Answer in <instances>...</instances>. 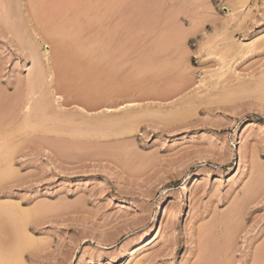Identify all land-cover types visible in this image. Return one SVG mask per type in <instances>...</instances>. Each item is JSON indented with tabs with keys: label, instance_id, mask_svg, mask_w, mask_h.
I'll return each instance as SVG.
<instances>
[{
	"label": "rangeland",
	"instance_id": "374dc122",
	"mask_svg": "<svg viewBox=\"0 0 264 264\" xmlns=\"http://www.w3.org/2000/svg\"><path fill=\"white\" fill-rule=\"evenodd\" d=\"M33 1L0 0V264L264 263V0Z\"/></svg>",
	"mask_w": 264,
	"mask_h": 264
},
{
	"label": "bare ground",
	"instance_id": "6f19581e",
	"mask_svg": "<svg viewBox=\"0 0 264 264\" xmlns=\"http://www.w3.org/2000/svg\"><path fill=\"white\" fill-rule=\"evenodd\" d=\"M34 1H35V0H34ZM34 1H33V2H34ZM33 2H32V4H33ZM37 4H38V2H37ZM39 4H40V3H39ZM34 5H35V4H34ZM37 6H38V5H37ZM37 6H36V7H37ZM26 7H27V6H26ZM36 7L33 6V8H32L33 11H34V13L37 14V16H36L35 14H32V15H34V17H35V16H36V17L39 16V15H38L39 13H36L37 11L39 12V10H38V9H35ZM28 9H29V8H28ZM41 14H42V13H41V11H40V15H41ZM41 16H42V15H41ZM61 17H62V16H61ZM41 18H43V17H40V19H41ZM64 18H65V17H64ZM32 19H33V17H32ZM44 19H45V18H44ZM56 19H57V18H56ZM56 19H55V20H56ZM59 19H60V18H59ZM91 19H92V18H91ZM99 19H100V18H99ZM34 20L37 22L38 18H37V19L35 18ZM47 20H48V19H47ZM47 20H46L45 22H43V19H42V21H41V22H42V25H43V23H45L43 26H45L46 24H48V23H46ZM62 20H63V18H61V20H59V21H62ZM38 21H39V23H40V20H38ZM50 21H51V20H50ZM57 21H58V20H57ZM57 21H56V23H57ZM59 21H58V24H59ZM67 21H68V20H67ZM69 21H70V20H69ZM94 21H95V20H94ZM94 21H93V22H94ZM54 22H55V21H54ZM64 22H66V19H65ZM74 22H76V21H74ZM74 22H72V23L74 24ZM89 22H90V21H89ZM52 23H53V22H52ZM60 23H62V22H60ZM66 23H67V22H66ZM76 23H77V22H76ZM64 24H65V23H63V25H64ZM68 24H70V23L68 22ZM63 25L61 24V26L59 25V27H62V28L64 27V28H65L66 25H65V26H63ZM55 26H56V24L54 23V26H51L52 29H53V27H55ZM49 27H50V26H48V28H49ZM106 27H107V26H106ZM46 28H47V27H46ZM48 28H47V30H48ZM50 29H51V28H50ZM56 29H57V27H56ZM65 29H66V28H65ZM104 29H105V28H104ZM112 29H113V28H112ZM112 29H111V30H112ZM58 30L61 31L62 29L59 28ZM106 30H108V29H106ZM114 30H117V29L114 28ZM48 31H51V30H48ZM54 31H55V33L58 32V31L56 32V30H52L51 32H54ZM62 31H63V30H62ZM65 31H66V30H65ZM65 31H64V33H65ZM68 31H69V32H68ZM104 31H105V30H104ZM108 31H109V30H108ZM111 32H112V31H110L109 34H110ZM61 33H62V32H61ZM64 33H63V35H64ZM67 33H72V31L70 32V30L68 29V30L66 31V34H65V35H67ZM107 33H108V32H107ZM53 34H54V33H53ZM101 37H102V36H101ZM101 37H100V39H101ZM104 37H105V35H104ZM104 37H102V38H104ZM73 38L75 39V42H76L77 38H76L75 36L73 37V35H72V36L70 37V39H73ZM63 39H64V38H63ZM79 39H80V38H79ZM67 40H68V39H67ZM102 40H103V39H102ZM102 40H101V41H102ZM106 40H107V39H106ZM110 40H112V39H110ZM60 41H61V40H60ZM68 41H70V40H68ZM80 41H81V40H80ZM61 42H62V41H61ZM102 42H103V41H102ZM57 43H59V42L57 41ZM57 43H56V45H58ZM105 43H107V42H105ZM105 43H103L104 45H103V44H102V45H103L104 47H106V48H105L106 51H107V49H108L109 53H111V51L109 50V47H110V46L107 47ZM108 43H109V42H108ZM61 44H62V43H61ZM65 44H66V42H65L64 44H62V47H63V49H64V51H65V54H66L67 51H70V48H71L72 46H68V47H67ZM68 44H69V42L67 43V45H68ZM73 44H74V43H73ZM99 44H101L100 41H99ZM109 44H110V43H109ZM31 45H32V44H31ZM59 45H60V44H59ZM63 45H65V46H63ZM69 45H71V44H69ZM77 45H78V44H77ZM79 45H80V44H79ZM102 45H101V46H102ZM82 46H83V45H82ZM82 46H79V47H81V48H80L81 51L83 50V49H82ZM99 46H100V45H99ZM103 46H102V47H103ZM33 47H34V45H33ZM35 47H36V46H35ZM60 47H61V46H60ZM60 47H59V48H60ZM62 47H61V49H62ZM64 47H65V48L67 47V49H68L69 47H70V48H69L68 50H67V49L65 50ZM73 47H74V46H73ZM79 47L77 46L78 49H79ZM104 47H103V49H104ZM77 48H75V49H77ZM27 49H28V47H27ZM29 49H30V48H29ZM29 49H28V51H30V50L32 51V49H30V50H29ZM34 49H35V48H34ZM63 49H62V50H63ZM72 49H73V48H72ZM72 49H71V50H72ZM100 49H102V48H100ZM57 50H60V49L57 48ZM62 50H60V51H62ZM111 50H112V49H111ZM116 50H117V49H116ZM31 51H30V52H31ZM83 51H84V50H83ZM108 51H107V52H108ZM112 51H113V50H112ZM117 51H119V49H118ZM38 52H39V51H38ZM121 52H122V51H121ZM63 53H64V52H63ZM75 53L77 54V52H75ZM75 53H74V50H73V53H72V54H75ZM78 53H79V51H78ZM105 53H106V52H105ZM109 53H108V54H109ZM29 54H30V53H29ZM36 54H37V53L35 52L34 55H36ZM60 54H61V53H60ZM113 54H114V52H113ZM31 55L33 56V54H31ZM68 55H71V54L68 53ZM110 55H111V54H110ZM110 55H109V56L106 55L105 58L107 59V57H111ZM39 56H40V55H38V56L36 55V58L39 57ZM102 56H103V55H102ZM69 57H70V56H69ZM76 57H77V56H76ZM76 57H75V58H76ZM36 58H35V59H36ZM77 58L81 59L80 57H77ZM116 58H117V57H116ZM116 58H114V59H116ZM120 58H121V55H120L119 59H120ZM64 59H65V58H64ZM64 59H63V60H64ZM72 59H73V58H72ZM83 59H84V58H83ZM109 59H110V58H109ZM117 59H118V58H117ZM37 60H38V59H37ZM66 60L68 61V58L65 59V61H66ZM73 60H74V59H73ZM107 60H108V59H107ZM33 61H35V60H33ZM38 61H39V60H38ZM67 61H66V62H67ZM74 61H75V60H74ZM79 61H81V60H79ZM108 61H109V60H108ZM110 61H112V60H110ZM36 62H37V61H36ZM36 62L33 63V65L39 63V62H38V63H36ZM81 62H82V61H81ZM81 62H80V63H81ZM76 63H77V65H76L77 67L80 66L79 69H80V68L82 69V66L85 65V64H83V63H85V62L82 63V64H83L82 66H81L80 64H79V66H78V62H77V61L75 62V64H76ZM64 64H65V63H64ZM73 64H74V63H73ZM66 65H67V64H66ZM73 66H75V65H73ZM73 66L71 67V69L73 68ZM86 66H87V65H86ZM86 66H84V67H86ZM151 66H152V65H151ZM41 67H42V66H40V68H41ZM88 67H89V65H88ZM95 67H96V66H95ZM113 67H114V66H113ZM40 68H39V71L37 70L38 72H40L41 69L43 70V68H41V69H40ZM90 68H91V66H90ZM149 68H150V66H149ZM77 69H78V68H77ZM79 69H78V70H79ZM84 69H85V68H84ZM87 69H88V68H87ZM91 69H92V68H91ZM93 69H94V67H93ZM93 69H92V70H93ZM95 69H96V68H95ZM111 69H112V68H111ZM150 69H151V68H150ZM37 71H36V75H35L36 77H35V78H37V76H38V79H39V75H37V73H38ZM44 71H45V70H44ZM89 71H91V70H89ZM97 71H98V70H97ZM99 71H101V73L103 74V72L105 71V69H104V70H101V69H100ZM148 71H149V70H148ZM153 71H154V70H153ZM82 72H83V71H82ZM106 72H107V71H106ZM106 72H104V73L108 76V78L112 75V78H111V79L109 78V79H110V81H112V83H113V82L115 83L117 78H113V77H114V76L116 77V76H117V75H116L117 73H114V71H113V73H108V72H110L109 70H108V72H107L108 74H107ZM111 72H112V71H111ZM119 72H120V71H119ZM119 72H118V73H119ZM42 73H45V72H42ZM67 73H68V72H67ZM78 73H79V72H78ZM78 73H77V76H79ZM30 74H31V73H30ZM32 74H34V71H33ZM38 74H39V73H38ZM75 74H76V73H75ZM82 74H84V73H82ZM89 74H90V73H89ZM97 74H98V73H97ZM114 74H115V75H114ZM43 75H44V74H43ZM43 75H42V76H43ZM106 75H105V76H106ZM30 76H31V75H30ZM42 76H41V77H42ZM84 76H85V74H84ZM100 76H104V75H100V73H99V77H98V79L100 78ZM107 76H106V77H107ZM129 76H130V75H129ZM131 76H132V75H131ZM31 77H33V79H35V78H34V75H32ZM74 77H76V76H74ZM79 77H80V76H79ZM79 77H78V78H79ZM81 77H82V75H81ZM90 77H91V75H90ZM90 77H89V80H90ZM121 77H122V76H121ZM94 78H95V77H94ZM43 79H44V78H43ZM95 79H96V78H95ZM114 79H115V80H114ZM132 79H133V78H132ZM30 80H32V79H30ZM30 80H28V82H29ZM35 80H36V79H35ZM35 80H34L33 82H35ZM40 80H42V78H41ZM99 80H100V79H99ZM121 80H122V79H121ZM126 80H128V78H127ZM78 81H79V82H82L80 79H78ZM83 81H84V78H83ZM94 81H95V80H94ZM33 82H31V83H32L31 85H33ZM89 82H90V81H89ZM89 82H87V83H89ZM117 82H118V81H117ZM91 83H93V81H92ZM91 83H90V84H91ZM98 83H100V82H98ZM101 83H103L102 80H101ZM110 83H111V82H110ZM112 83H111V84H112ZM114 83H113V84H114ZM28 84L30 85V83H28ZM93 84H94V83H93ZM103 84H104V83H103ZM115 84H117V83H115ZM115 84H114V86H116ZM118 84H119V82H118ZM118 84H117V86H118ZM151 84H153V83H151ZM29 85H28V86H29ZM122 85H123V83H122ZM33 86H34V85H33ZM119 86H120V85H119ZM123 86H125V90H126V88H127V87H126L127 84H126V85H123ZM149 86H150V85H149ZM151 86H152V85H151ZM31 87H32V86H31ZM83 87L85 88L84 85H83ZM87 87H88V86H87ZM93 87H94V86H93ZM99 87H101V86H99ZM102 87H103V86H102ZM104 87H107V86H104ZM121 87H122V86H121ZM121 87H120V89H121ZM35 88H36V87H35ZM39 88H42V87H39ZM108 88H109V84H108ZM108 88H106V92H107L106 95H108V91L111 89V88H109V89H108ZM122 88H123V87H122ZM153 88H154V87H153ZM107 89H108V91H107ZM115 89H116V88H115ZM129 89H130V88H129ZM39 90H40V89H38V86H37V92H38ZM43 90H44V89H43ZM43 90H42V91H43ZM46 90H47V89H46ZM98 90H99V89H98ZM125 90H124V91H125ZM42 91H41V92H42ZM103 91H105V89H103ZM111 91H112V90H111ZM111 91H110V93H111ZM121 91L123 92V90H121ZM121 91H120V92H121ZM127 91H129V90H127ZM33 92H34V88H33ZM35 92H36V91H35ZM37 92H36V93H37ZM44 92H47V91L44 90ZM100 92H101V91H100ZM106 92H105V93H106ZM29 93H30V92H29ZM47 93H48V92H47ZM110 93H109V95H108L109 98H110ZM113 93H115V90L113 91ZM31 94H32V93H30V96H31ZM34 94H35V93H34ZM34 94H33V95H34ZM45 94H46V93H45ZM101 94H102V93H101ZM101 94L99 93V95H101ZM116 94H119V91H118V90H117V93H116ZM35 95H36V94H35ZM41 95H42V94H41ZM30 96H29V97H30ZM39 96H40V95H39ZM47 96H48V95H47ZM49 96H50V95H49ZM113 96H114V95H113ZM35 97H36V96H35ZM37 97H38V96H37ZM101 97H102V95H101ZM108 97H107V98H108ZM20 98H21V96H20ZM31 98H32V97H31ZM38 98H39V97H38ZM38 98H37V99H38ZM40 98H42V97H40ZM43 98H44V97H43ZM102 98H103V97H102ZM26 100H27V99H26ZM41 100H43V99H41ZM47 100H50V99H47ZM104 100H106V99H104ZM34 101H38V103L40 102V100H36V99H34ZM106 101H107V100H106ZM19 102H20V101H19ZM27 102H28V100H27ZM45 102H46V99H45ZM1 103H2V101H1ZM3 103H4V102H3ZM16 103H17V102H16ZM25 103H26V102H25ZM32 103H34V102H32ZM38 103H37V104H38ZM42 103H44V101H43ZM26 104H27V103H26ZM26 104H25V105H26ZM34 104H35V103H34ZM45 104H46V105H45ZM16 105H17V104H16ZM25 105H24V107H25ZM42 105H43V106H44V105L47 106V103H44V104H41V103H40L39 106H42ZM50 106H51V105H50ZM50 106H48V107H50ZM30 107H31V105H30ZM41 108H43V107H41ZM26 109H27V108H26ZM32 109H33V108H32ZM34 109H35V108H34ZM34 109H33V113H36L37 111H34ZM36 109H37V106H36ZM38 109H39V107H38ZM48 109H49V108H48ZM24 110H25V109H24ZM39 110H40V109H39ZM46 110H47V109H46ZM50 110H51V109H50ZM28 111H29V110H28ZM43 111H44V110H43ZM12 112H13V111H12ZM30 112H31V111H30ZM127 112H128V111H127ZM1 113H2V112H1ZM31 113H32V112H31ZM41 113H42V112H41ZM125 113H126V112H125ZM3 114H4V113H3ZM3 114H2L1 116H3ZM5 114H6V113H5ZM38 114H39V113H38ZM38 114H37V116H38ZM45 114H46V113H45ZM32 115H33V114H32ZM41 115H42V114H41ZM5 116H6V115H5ZM54 116H55V115H54ZM54 116H53V117H54ZM40 117H41V116H40ZM40 117H38V118H40ZM130 117H132V116H130ZM2 118H6V117H2ZM120 118H121V117H120ZM64 119H65V118H64ZM117 119H118V118H117ZM122 119H123V118H122ZM133 119H134V117H133ZM55 120H56V119H55ZM70 120H71V119H70ZM115 120H116V119H115ZM118 120H119V119H118ZM120 120H121V119H120ZM127 120H128V118H127ZM130 120H131V119H130ZM42 121H45V120L43 119ZM57 121H58V119H57ZM68 121H69V120H68ZM124 121H125V120H124ZM0 122H1V120H0ZM2 122H3V120H2ZM40 122H41V121H40ZM64 122H65V121H64ZM69 122H70V121H69ZM113 122H115V121H113ZM118 122H119V121H118ZM82 123H83V122H82ZM84 123H85V122H84ZM109 123H110V122H109ZM115 123H117V121H116ZM120 123H121V121H120ZM126 123H127V122H126ZM1 124H2V123H1ZM39 124H40V123H39ZM113 124H114V123H113ZM118 124H119V123H118ZM81 125H83V124H81ZM85 125H86V123H85ZM98 125H99V123H98ZM119 125H120V124H119ZM41 126H42V125H41ZM95 126H96V125H95ZM117 126H118V125H117ZM42 127H43V126H42ZM46 130H48V129H46ZM54 130H55V129H54ZM1 131H2V130H1ZM3 131H4V130H3ZM51 131H53V130H51ZM4 132H5V131H4ZM8 132H9V130H8ZM4 134H5V133H4ZM4 134H3V135H4ZM3 135H2L1 137H5V136H7L8 134L6 133L5 136H3ZM1 137H0V138H1ZM4 140H5V139H4ZM6 141H7V140H6ZM2 142H3V141H2ZM2 144H3V143H2ZM2 144H1V145H2ZM11 144H12V143H11ZM2 146H3V149H2V147L0 146V164H2L4 161L6 162V160L8 161V157H12V156H9V155H8V154H10V153L6 154V149H4V145H2ZM7 146H8V145H7ZM12 147H13V146H12ZM12 147L10 146V148H12ZM13 149H14V148H13ZM16 149H18V148L16 147ZM4 150H5V151H4ZM7 150H8L7 152H10L9 150H11V149L7 148ZM11 151H12V150H11ZM12 152H13V151H12ZM15 153H16V151H15ZM9 159H10V158H9ZM10 160H11V159H10ZM5 162H4L3 164H5ZM8 162H9V165H10V161H8ZM6 163H7V162H6ZM11 163H12V162H11ZM5 165H6L7 167L9 166L8 164H5ZM9 168H10V166L8 167V170L6 169V170H7V171H6L7 173H9V170H10ZM11 168H12V167H11ZM3 170H4V169H3ZM9 175H10V173H9ZM5 176H6V173H5V171H4L3 173H1L0 178H3V177H5ZM6 177H8V176H6ZM6 177H5V178H6ZM3 180L5 181V179H3ZM3 180H2V182H3ZM191 184H192V183H191ZM189 186H190V185H189ZM188 188H189V187L185 186V191H186V192L189 190ZM249 191H250V190H249ZM246 193H247V192H246ZM246 193H245V195H246ZM250 193H251V191H250ZM244 197H245V196H244ZM246 197H247V195H246ZM248 198H249V197H248ZM249 199H250V198H249ZM245 202H246V201H245ZM237 204H238V203H237ZM165 205H166V204H165ZM4 206L6 207V205H4ZM4 206H2V207H4ZM240 207H241V206H240ZM5 209H6V208H5ZM8 209H9V208H8ZM234 209H237V208L234 207L233 210H234ZM0 210H1V209H0ZM239 210H240V208L238 209V211H239ZM3 211H4V209H3ZM8 211H9V210H8ZM14 211H15V210H14ZM5 212H6V210H5ZM5 212H4V213H5ZM9 212H10V211H9ZM9 212H8V213H9ZM0 213H1V212H0ZM11 213H12V211H11ZM231 213H232V212H231ZM1 214H2V213H1ZM5 214H6V213H5ZM12 214H13V213H12ZM12 214L9 213V215H12ZM236 214H237V213H236ZM16 215H17V214H16ZM20 215H21V214H20ZM28 215H29V214H28ZM234 215H235V214H234ZM0 216H2V215H0ZM5 216H6V215H5ZM30 216H31V215H30ZM30 216H29V217H30ZM165 216H166V209H165V206H164V207L161 208V210H160V212H159V214H158V217H157L156 221L154 220V224H152V227H151V228H152V230H151L152 232L155 233V232H157V231L160 229L161 223H162L163 220L165 219ZM6 217H7V216H6ZM16 217H17V216H16ZM16 217H14V218H16ZM20 217H21V216H20ZM22 217H23V216H22ZM7 218H8V217H7ZM10 218H11V217H10ZM18 218H19V217H18ZM24 218H25V217H24ZM27 218H28V217H26V220H27ZM1 219H2V217H1ZM3 219H5V218H3ZM3 219H2V220H3ZM16 219H17V218H16ZM22 219H23V218H22ZM232 219H233V218H232ZM223 220H224V219H223ZM4 221H5V220H3L2 222H4ZM7 221H8V220H7ZM18 221H19V223H21L20 220H17V222H18ZM229 221H230V220H229ZM0 222H1V221H0ZM8 222H9V221H8ZM14 222H15V221H14ZM26 222H27V221H26ZM15 223H16V222H15ZM2 224H3V223H1L0 225H2ZM8 224H9V223H8ZM17 224H18V223H17ZM224 224H225V223H224ZM13 225H14V224H13ZM3 226H5V225H3ZM3 226H1V227L3 228ZM14 226H15V225H14ZM21 226H22V225H21ZM1 227H0V228H1ZM8 227H9V226H8ZM22 227H23V226H22ZM22 227H21V228H22ZM25 227H26V226H25ZM25 227H24V228H25ZM5 228H6V226H5ZM21 228H20V229H21ZM7 229H8V228H7ZM7 229H6V231H7ZM15 229H17V228H15ZM4 230H5V229H4ZM4 230H3V232H6V231H4ZM22 230H23V229H22ZM0 231H1V230H0ZM10 231H11V229H10ZM11 232H13V231H11ZM14 232H15V231H14ZM16 232H17V231H16ZM18 232H19V231H18ZM7 233H10L9 230H8ZM21 233H22V232H21ZM4 234H5V233H4ZM17 234H18V233H17ZM17 234H16V235H17ZM10 235H12V234H10ZM14 235H15V233H14ZM148 235H149V234H148ZM1 236H2V235H1ZM5 236H6V235H5ZM22 236H23V235H22ZM3 237H4V236H3ZM6 237H7V236H6ZM8 237H9V236H8ZM12 237H14V236H12ZM12 237H10V238H12ZM16 237H17V236H16ZM19 238H20V236H19ZM19 238H18V240H19ZM14 239H16V238H14ZM1 240H3V239H1ZM16 241H17V239H16ZM12 242H13V241H12ZM18 242H19V241H18ZM2 243H3V242H2ZM14 243H16V242H14ZM14 243H13V244H14ZM3 244H4V243H3ZM10 244H11V241H10ZM15 245H16V244H15ZM17 245H18V247H19L20 244H17ZM12 246H13V245H12ZM3 247H4V246H3ZM3 247H2V248H3ZM5 247L9 248L8 246H5ZM5 247H4V248H5ZM263 247H264V246H263ZM263 247H262V248H263ZM6 250H7V249H6ZM16 250H17V248H16ZM19 250H20V249H19ZM7 251H8V250H7ZM261 251H262V250H261ZM2 252H3V251H0V253H2ZM17 252H19V251H17ZM21 252H22V247H21ZM262 252H263V251H262ZM258 253H259V251H258ZM13 254H14V253H13ZM7 255H10V254H7ZM126 256H127V255H123V256H121V257H122V258H125ZM260 256H263V257H264V252H263V253H260ZM5 257H6V256H5ZM10 257H11V256H10ZM14 257H16V256H14ZM204 257H205V256H204ZM1 259H2V258H1ZM203 259H204V258H203ZM259 259L262 260L263 258H259ZM3 260L8 261L9 258H7V260H6V259H3ZM256 260H257V259H256ZM261 260H260V262H261ZM5 261H4V262H5ZM203 261H204V260H203ZM4 262H3V263H4ZM258 262H259V261L257 260L256 263H258ZM260 262H259V264H260ZM10 263H12V260H11ZM4 264H6V263H4ZM8 264H9V263H8ZM261 264H264V263H263V260H262V263H261Z\"/></svg>",
	"mask_w": 264,
	"mask_h": 264
}]
</instances>
